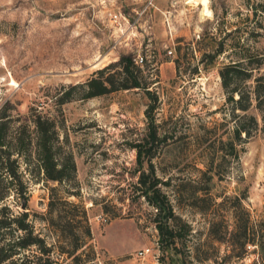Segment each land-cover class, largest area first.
<instances>
[{
    "label": "rangeland",
    "instance_id": "374dc122",
    "mask_svg": "<svg viewBox=\"0 0 264 264\" xmlns=\"http://www.w3.org/2000/svg\"><path fill=\"white\" fill-rule=\"evenodd\" d=\"M207 9L199 0H0L7 139L21 123V149L31 151L38 113L54 131L55 158L68 165L70 156L74 164L52 181L33 154L27 168L17 156L20 184L0 167L3 210L19 217L27 194L24 221L49 248H17L13 264H32V253L40 256L33 264H264V122L237 143V157L227 153L242 111L226 99L218 73L231 62L251 69L236 80L248 91L264 72V0H208ZM127 52L142 56L136 74L144 86L84 96L79 83ZM109 73L117 83L115 65L102 75ZM245 111L258 115L253 106ZM150 128L155 137L138 158L134 143ZM150 163L178 216L175 248L160 246L154 208L138 189ZM49 194L61 215L80 219V229L86 217L90 237L72 254L60 249L77 238L48 229ZM10 227L0 228V243L19 233Z\"/></svg>",
    "mask_w": 264,
    "mask_h": 264
},
{
    "label": "trees",
    "instance_id": "16d2710c",
    "mask_svg": "<svg viewBox=\"0 0 264 264\" xmlns=\"http://www.w3.org/2000/svg\"><path fill=\"white\" fill-rule=\"evenodd\" d=\"M112 65L116 66V71L120 74L117 83H113V79L110 78V75H112V73L102 75L104 69ZM137 70L138 67L133 60L132 54L129 52L122 53L114 62L109 63L104 67L98 68L95 71L94 76H91L90 78L79 84L83 87V90H85L84 96L101 94L117 88L144 86L140 85L136 74ZM218 73L220 75L221 85L227 94L226 99L232 102L233 110L238 108L242 111L239 116H237L236 113H233V115L237 117L233 120L231 135L226 139V145L228 147L227 153H232L233 157H237V143L242 140V138L249 137L252 130H256L260 126L259 122H264V72H259L257 75L253 76L254 83L252 88L250 90L248 89V91L238 88L236 80L240 77L249 78L250 76H252L251 69L246 70L241 67L238 62H231L223 64L219 68ZM251 106H253L257 110L258 115L245 111ZM147 111L148 109L145 110V113L148 118H150V115H148ZM46 122H48L46 118L41 117L40 114L35 113L33 115L31 124L34 128V137L32 136L29 138V143L32 146V150L29 152H23L21 149V146L23 145L22 124L18 123L15 127L12 128V132L9 133L10 138H12L13 140V142H11V139H7V120L3 119L0 115V167L4 168V172L5 174H8L9 180L11 182H13V179L15 178L18 179L15 168L17 167L16 164H18L17 156L21 155H24V162L26 161V167L28 163L27 157L30 156V154H33V157L38 161L39 168L43 171L44 175L52 181L60 180L66 169H73L74 164L70 156H68V165L61 161H58V159L55 158L54 146L50 138L54 131L52 130L51 126H46ZM154 137L155 130L153 128H150L147 137H142V139L134 143V146H136L137 149L138 158L141 152H146L149 148V145H147V138L153 139ZM10 144H12V148H10ZM13 154L15 155L13 156ZM209 164H211V161H209ZM209 164H207L208 166L206 167V169L212 175L213 169L211 166L209 167ZM144 169L145 168H142L140 173L138 174V189L140 193L147 199V201L150 202V205L154 208V217L156 218L155 227L158 233V242L162 248H175V219H177L178 216L173 213L167 196L159 187V179L153 173L151 163L150 176L148 172H144ZM20 183L21 180L18 179V184ZM23 186L24 189H17L16 187H14V190L17 191V193L21 192L22 194V190H27L26 182ZM9 189L10 188H7V190ZM3 197L4 195L0 194V199H2ZM26 202L27 194L24 193V195H22V200L19 201V204L23 207V210L20 212L19 217H9L8 214H6V212L3 210L6 208V205H0V228L4 227L6 229H10V226L13 224V228L19 230V233L13 235V237L11 238H8L9 236L6 238L5 236L4 241L0 243V261L3 262V264L14 263V261L9 257L15 253V250L17 248L20 249L33 245L37 247V251L41 254L46 253L49 250L47 245H43V238L40 236L39 231L35 230L31 221L29 219H26V221H24V218L28 215ZM62 202L65 203V200H63ZM44 213V215H46V222L49 226L48 229L52 230L55 236L61 237V233L68 230L69 232H71L70 234L72 235V240H75L77 238V241H74L71 244L70 249L61 248V251L72 254L86 242L85 239L90 237L89 226L86 223L84 212L82 217L84 221L83 229H80L79 225L75 223V221L79 222L80 219H75V216L72 213L66 216L61 215L57 205L55 204V202H53V197L51 194L48 195L46 210ZM5 233L6 232H4V234ZM78 238H80V240H78ZM32 254H34L32 258H36L30 259L33 264L36 263V260H38L40 256L39 254L35 255L36 253ZM20 261H23V258ZM41 264L51 263L46 261Z\"/></svg>",
    "mask_w": 264,
    "mask_h": 264
},
{
    "label": "built area",
    "instance_id": "2783aa9c",
    "mask_svg": "<svg viewBox=\"0 0 264 264\" xmlns=\"http://www.w3.org/2000/svg\"><path fill=\"white\" fill-rule=\"evenodd\" d=\"M166 52H167L168 54L171 53V49L168 48V49L166 50ZM133 60H134L135 63H140V62L142 61V56L138 54V55H136V57H133ZM147 249H148V248H145V249H143V250H139L138 253L141 254V253H143L144 251H146Z\"/></svg>",
    "mask_w": 264,
    "mask_h": 264
},
{
    "label": "bare ground",
    "instance_id": "6f19581e",
    "mask_svg": "<svg viewBox=\"0 0 264 264\" xmlns=\"http://www.w3.org/2000/svg\"><path fill=\"white\" fill-rule=\"evenodd\" d=\"M207 1L208 0H199V3L201 4L202 6V10L206 13L209 12V9H207Z\"/></svg>",
    "mask_w": 264,
    "mask_h": 264
}]
</instances>
